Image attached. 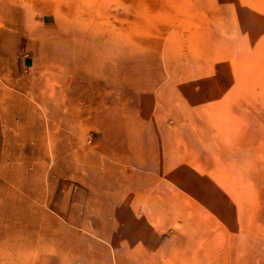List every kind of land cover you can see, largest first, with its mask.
I'll use <instances>...</instances> for the list:
<instances>
[{"label":"rangeland","instance_id":"374dc122","mask_svg":"<svg viewBox=\"0 0 264 264\" xmlns=\"http://www.w3.org/2000/svg\"><path fill=\"white\" fill-rule=\"evenodd\" d=\"M107 222L122 264H264V0H0V264Z\"/></svg>","mask_w":264,"mask_h":264},{"label":"bare ground","instance_id":"6f19581e","mask_svg":"<svg viewBox=\"0 0 264 264\" xmlns=\"http://www.w3.org/2000/svg\"><path fill=\"white\" fill-rule=\"evenodd\" d=\"M48 150L50 151V146L48 147ZM50 162L48 167H50L53 164V155L50 151ZM106 186L103 183V187ZM107 187L109 188H115L116 187V182L113 179L112 183H108ZM106 222V221H105ZM104 231L101 232H91L89 233L90 236H92L95 239H98L100 241H103L106 243V245L109 248V253H104L102 255H96L93 252L90 253L89 258L91 261H93V264H122V259L119 255V247H118V241L114 237H110L108 235V232L106 230H109L110 228V223L107 222L104 224Z\"/></svg>","mask_w":264,"mask_h":264}]
</instances>
